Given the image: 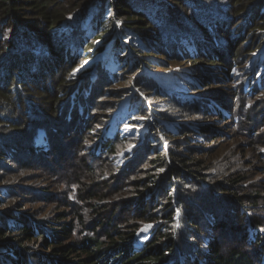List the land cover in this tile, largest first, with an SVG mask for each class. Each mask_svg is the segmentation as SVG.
<instances>
[{"label": "trees", "instance_id": "16d2710c", "mask_svg": "<svg viewBox=\"0 0 264 264\" xmlns=\"http://www.w3.org/2000/svg\"><path fill=\"white\" fill-rule=\"evenodd\" d=\"M74 1L79 3L72 6ZM178 3L191 15L181 16L178 10L171 13L170 10L175 9L174 4ZM109 5L112 8L116 5L119 13L128 14L126 31L147 40L148 46L158 50L157 53L164 49L169 56H184V61L188 58H208L211 67L217 64L215 69H221L223 61L226 65L230 64L227 59L230 53L233 59L238 56L233 55V44L239 37L246 36L247 24L253 22L264 26V0H0L1 156L7 152V156L13 159L14 154L19 152L17 145H22L28 158L41 160L48 153L43 144H36L40 131L45 133L48 150L58 147V140L54 139L56 133L61 135L69 128H73L75 134L81 133L85 119L90 115L85 111L94 109L91 105L99 87L114 74L106 67L107 59L101 61L100 70L90 79L79 74L64 81L62 68L72 54L70 51L79 52L76 49L80 47L90 50L92 46V43L84 42L89 12L93 13L88 22L92 29L102 27L106 21L100 17ZM233 21L242 25L241 32L235 37L230 35ZM137 22L144 24L137 27ZM106 25L108 28L109 24ZM111 27L115 26L111 24ZM96 37H99L97 33L94 34ZM151 38L158 41L154 42ZM150 57H147L148 60ZM118 61L116 56L114 62ZM237 61L230 66L236 67ZM193 71L192 74L206 78L200 67ZM239 80L242 84L245 79L240 77ZM86 82L89 83L86 85ZM255 85H251L250 89L244 85V90L240 87L238 98L249 96L251 89H257ZM167 95L173 97L172 94ZM230 104L232 100L225 107ZM201 108L204 114L213 110L212 105H202ZM216 112V116H224L221 109ZM64 120L69 126L64 127ZM119 121L117 119V123ZM185 127L189 128L188 125ZM207 127L201 125L195 133L203 138ZM91 130L92 127H88L87 133ZM101 138L89 150L91 161H97L101 155L115 154L114 141L119 139V134L113 138ZM87 142L86 136L80 138V143ZM150 149L151 154L157 157L153 161L167 162L165 156L161 158L153 147ZM16 161L19 167L31 163L26 157ZM177 162L181 163L180 160ZM190 162L187 170L176 168L172 174L167 171L159 175L148 172L141 177L138 173H143V170L130 172L128 166L124 172L110 176L112 186L108 187L109 179H103L95 189L82 187L78 198L88 202L95 213L102 209L101 205L105 203L102 201L109 199L114 201L118 217L92 222L90 228L86 225L87 232H81L77 242L64 245L57 242L60 235L65 234L64 239H67L71 234L69 223L59 225V229L48 230L45 226L47 222L31 220L18 210H1L0 264H264V220L258 212H252L251 207L255 206L253 193L244 199L237 192L243 190L239 178L228 180L229 186L226 187L213 186L209 182L211 174L201 169L203 163L197 160ZM90 164L84 167L86 173L93 171ZM156 164L159 163L154 162ZM9 169L3 167L2 171ZM261 170L264 173V168ZM135 177L138 180L133 181ZM174 178L178 179L175 181ZM0 189V195L6 197H0L1 208L11 191L9 185ZM226 189L232 193L224 196ZM161 191L165 199L161 198ZM195 198L201 203L193 206L190 201ZM159 201L165 202L163 206L168 207L167 211H163L165 221L137 246L136 236L142 222L159 218L155 211H151L153 204ZM71 205H74L73 202L66 200L64 206ZM177 211L180 214L178 220L174 219ZM218 211L222 218L216 217ZM72 214L79 217L78 223H84L80 210H73ZM202 219H205L203 223ZM49 224L52 225V221ZM224 230L229 231V239L234 240L238 236L239 240L222 243L226 239ZM202 232L208 234L206 242H202V236H199ZM36 236L41 238L42 246L50 248V253H36L33 248L22 245L23 241ZM202 246H206L204 250ZM248 246L255 251V258L246 250ZM77 252L80 254L78 260L70 259Z\"/></svg>", "mask_w": 264, "mask_h": 264}, {"label": "rangeland", "instance_id": "374dc122", "mask_svg": "<svg viewBox=\"0 0 264 264\" xmlns=\"http://www.w3.org/2000/svg\"><path fill=\"white\" fill-rule=\"evenodd\" d=\"M78 3L74 1L72 6ZM174 5L175 9H171V13L178 10L181 16L191 15L179 3ZM116 7L118 6H106L100 17L106 23L95 29L88 24L93 14L89 12L85 23L84 42H90L92 46L90 50L80 47L76 49L79 52L70 51L72 54H69L62 68L64 81L79 74L90 79L100 70L101 61L107 59L106 67L112 70L114 76H110L109 80L102 82L99 87L98 95H95L91 105L94 109L85 111V114L90 115L85 119L80 134H75L73 128L61 135L56 133L54 139L58 140V147L48 150L49 143L45 133L40 131L35 141L39 146L43 144L47 151L44 159L28 158L22 145H17L19 152L14 154L13 159L7 156V152L2 154L3 156L0 155V187L9 185L11 191L9 199L1 205L0 211L18 210L31 220L47 222L45 226L48 230L59 229V225L69 223L71 234L67 239H64L65 234L60 235L57 242L62 245L77 242L81 232L86 233L92 222L118 217L114 210V201L109 199L103 200L102 203H105L101 205L102 209L95 213L88 202L78 198L82 187L95 189L97 183L103 179H109L108 187L112 186L110 176L124 172L128 166L130 172L143 170V173H138L141 177L148 172L159 175L167 171L172 174L176 168L187 170L190 161L197 160L203 163L201 169L211 174L212 179L209 182L213 186L226 187L229 186L228 180L239 178L243 190L239 189L237 192L244 196V199L253 193L255 206L251 207L252 212H258L259 217L264 220V173L261 170L264 168V26L253 22L247 24L249 29L246 36L239 37L233 44V55L238 56L233 59L230 53L229 58L227 56L230 64L226 65L223 61L220 64L221 69H215L217 64L211 67L208 58H188L184 61V56H169L164 49L157 53L158 50L148 46L147 40L126 31L125 20L128 14L119 13ZM233 22L230 35L235 37L241 32L242 25L241 22L237 24L239 21ZM106 24H109L108 28ZM111 24L115 27H111ZM142 24L144 22H137L135 25L140 27ZM95 33L99 35L98 38H94ZM152 40L158 41L157 38ZM116 56L119 61L115 63ZM149 56L151 59L148 60ZM237 59V66H230ZM198 67L206 74V78L192 74L193 69ZM240 77L245 79L242 84ZM88 83L86 82V85ZM244 85L249 86V89L251 85H255L257 89H251L249 96L238 98V91L240 87L243 89ZM167 93L173 97H167ZM231 100L232 104L225 107ZM184 102L186 103L181 105ZM202 105H212L213 110L204 114ZM197 106L198 109L195 110ZM217 109H221L224 116H216ZM117 119H120L118 123ZM64 123V127L69 126L66 120ZM186 125L189 128H186ZM201 125L208 126V129L205 128V139L195 133L196 128ZM86 126L92 127L89 133ZM117 133L119 139L114 141V156L101 155L97 161H91L89 150L97 145L99 138H113ZM85 136L88 142L80 143V138ZM150 147H153V151L160 154L161 158L162 155L165 156L167 162L161 164L157 160L153 161L157 157L151 154ZM22 157H26L31 163L19 167L16 159ZM154 162L159 164L154 165ZM88 163H91L92 173H86L84 167ZM3 167L10 169L2 171ZM177 179L174 178L175 181ZM135 180L138 179L135 177L133 181ZM37 191L40 193L37 194ZM231 193L226 189L224 196ZM160 194L161 198H166L162 191ZM0 197L6 198L5 195ZM66 200L72 201L74 205L64 206ZM157 203L153 204L151 211H155L159 218L152 222H142L136 236L137 246L165 221L162 218L165 213L163 211H167L168 207L163 206V201ZM190 203L194 206L201 202L195 198ZM77 209L80 210L84 223H78L79 217L72 214L73 210ZM219 214V211L216 212V217H221ZM175 215L174 219L178 220L179 211ZM204 220L202 219L201 223ZM51 221L52 225L49 224ZM86 225L88 228H84ZM204 233L199 235L202 236V242H206L208 238L207 232ZM223 236L227 239L222 240L225 244L239 240L238 236L234 240L229 239L228 230L223 231ZM36 237L23 241L22 245L33 248L36 253H50V248L42 246L41 238ZM205 247L202 246V249ZM248 247L246 250L250 255L256 256L252 247ZM79 255V252L74 253L70 259L76 261Z\"/></svg>", "mask_w": 264, "mask_h": 264}]
</instances>
